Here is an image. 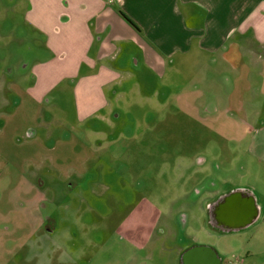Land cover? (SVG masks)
Wrapping results in <instances>:
<instances>
[{"label": "rangeland", "instance_id": "1", "mask_svg": "<svg viewBox=\"0 0 264 264\" xmlns=\"http://www.w3.org/2000/svg\"><path fill=\"white\" fill-rule=\"evenodd\" d=\"M25 5L0 0V264H176L183 246L240 264L264 249V72L140 65L107 110L79 115L95 97L74 78L48 86L57 62ZM238 188L261 220L221 233L207 206Z\"/></svg>", "mask_w": 264, "mask_h": 264}, {"label": "crops", "instance_id": "2", "mask_svg": "<svg viewBox=\"0 0 264 264\" xmlns=\"http://www.w3.org/2000/svg\"><path fill=\"white\" fill-rule=\"evenodd\" d=\"M23 20L44 35L45 48L57 62L50 68L56 76L48 86L74 78L76 90L94 95L95 102L88 100L85 110L79 107V115L107 110L111 97L118 99L123 93L119 87L113 90L122 82L120 73L140 65L162 74L186 65L203 72L213 62L218 68H239L246 73L244 79H251L252 64L264 72V0H26ZM48 60L33 64L37 78L39 70L48 68ZM30 90L38 93L37 84ZM233 190L248 192L258 213L250 224L235 229L220 230L210 224L224 234L251 228L262 216V206L251 190ZM220 194L224 193L215 192ZM215 212L220 217L227 213L223 206ZM43 221L37 218L34 223L41 226ZM206 248L223 264L214 248ZM184 249L179 248L176 264ZM247 252L240 264H255V256L263 255L264 249L251 254L250 247ZM206 254L193 259L208 263L211 255Z\"/></svg>", "mask_w": 264, "mask_h": 264}, {"label": "flooded vegetation", "instance_id": "3", "mask_svg": "<svg viewBox=\"0 0 264 264\" xmlns=\"http://www.w3.org/2000/svg\"><path fill=\"white\" fill-rule=\"evenodd\" d=\"M229 192L230 191H228L227 193H229ZM227 193L220 194V195L216 196L214 199L211 200V202L207 206V214H208L209 224H211L214 227H218V229H220V230H224V229H222L221 227H219L218 225L213 223V221L211 220V217H212L211 214L213 213V211L215 212L216 210H218L222 206L224 207L225 212L227 211V213H228V210H230L234 213L231 215V217H229V219L231 220V224L236 225V226H237V224L242 223L244 219L249 218L250 213L254 212L253 209H252L253 211L251 210L253 203L255 204L256 211L258 213V206L256 204V201L252 200V203H251L250 200L247 198H242V199H238V200H236V199L230 200L229 198L223 199L222 197L224 195H226ZM227 213H226V215H227ZM195 245H197V244H195ZM188 247H186V249H184L183 251H181L179 253V264H217L215 262V260H217L218 258L220 260V257L218 255H216L215 253H214V255H212L211 252H213V251H211V249H208V248L205 249V247H204V248H201L199 250L205 249V250L210 251V254L208 252H206L208 254L205 255L206 257L211 255L210 257H208V258H210L209 262L208 263L196 262L193 259V257L190 255L192 252V249L190 247L189 248Z\"/></svg>", "mask_w": 264, "mask_h": 264}, {"label": "water", "instance_id": "4", "mask_svg": "<svg viewBox=\"0 0 264 264\" xmlns=\"http://www.w3.org/2000/svg\"><path fill=\"white\" fill-rule=\"evenodd\" d=\"M222 198L223 199L224 198L225 199L226 198H229L230 200H233V199L238 200V199H242V198H247V199L250 200L251 203H252V200L254 201V199L251 198V195L248 194V192L243 191V190H233V191H230L229 193H227L226 195H224ZM252 209L254 210V212L250 213L249 218L244 219L243 222L237 224V226L231 224V220L229 219V217H231V215L234 214V213L232 211H230V210H228L227 215H225L224 217L217 216L216 212L213 211V213L211 214L212 215L211 220L213 221V223H215L216 225H218L219 227H221L224 230L235 229L238 226L242 227V226H246V225H248V224L251 223V220L257 214L256 207H255V204L254 203H253V206L251 207V210ZM206 252H208L210 254V251L209 250H205L204 249V250H194V251L191 252L190 255L192 257H194V256H199L200 254H206ZM215 262L217 264H219L220 263L219 258L217 260H215Z\"/></svg>", "mask_w": 264, "mask_h": 264}, {"label": "trees", "instance_id": "5", "mask_svg": "<svg viewBox=\"0 0 264 264\" xmlns=\"http://www.w3.org/2000/svg\"><path fill=\"white\" fill-rule=\"evenodd\" d=\"M119 14L131 27H133L135 30H139L138 26L126 14H124L122 11H119Z\"/></svg>", "mask_w": 264, "mask_h": 264}]
</instances>
